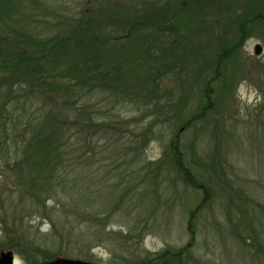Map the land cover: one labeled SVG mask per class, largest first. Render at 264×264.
Returning a JSON list of instances; mask_svg holds the SVG:
<instances>
[{
    "label": "rangeland",
    "instance_id": "374dc122",
    "mask_svg": "<svg viewBox=\"0 0 264 264\" xmlns=\"http://www.w3.org/2000/svg\"><path fill=\"white\" fill-rule=\"evenodd\" d=\"M9 2L14 19L23 16L31 35L46 39L89 0ZM161 3L171 8L182 36L170 54V75L156 82L155 62L150 59L151 66L140 55L144 44L136 42L132 54L139 63L132 70L154 92L148 109L105 91L89 95L93 119L107 130L98 139L102 152L91 153L85 169L74 166L72 179L84 180L85 186L72 194L60 187L52 193L49 187L18 189L0 181V220L5 222H0V253L11 251L15 264H30L17 255L18 247L37 257L93 264H154L163 253L180 251L184 264L261 261L232 237L230 222L238 219L241 196L251 206L242 207L249 211L246 221L256 208L255 220L264 227V0ZM226 44L234 47L220 68V48ZM56 81L50 97L66 100L68 80H50ZM148 96L142 100L150 102ZM173 144L208 196L183 180ZM229 177L243 195L235 187L231 194L224 190Z\"/></svg>",
    "mask_w": 264,
    "mask_h": 264
},
{
    "label": "trees",
    "instance_id": "16d2710c",
    "mask_svg": "<svg viewBox=\"0 0 264 264\" xmlns=\"http://www.w3.org/2000/svg\"><path fill=\"white\" fill-rule=\"evenodd\" d=\"M120 2L109 4L113 2L102 0L90 4L89 0L65 27L54 31L50 38L36 39L27 21L21 20L23 16L14 19L9 0H0V181L12 182L18 189L25 184L49 187L52 193L60 187L72 194L79 185L85 186L84 180L72 179L74 166L81 164L85 169L89 155L102 152L98 139L107 130L105 123L93 119L89 95L105 91L122 103L145 109L153 103V89H146L139 71L132 70L139 63V56L135 58L132 51L136 42L143 43L140 55L155 62L151 75L157 76L156 82L166 80L170 57L174 56L170 54L178 50L182 36L171 8L163 1ZM233 47L226 44L220 48V68ZM149 64L152 66L151 61ZM52 78L68 80L62 94L66 100L54 101L50 97L54 96L51 90L59 86L57 81L50 82ZM147 94L150 102L142 100ZM154 103L157 105V101ZM199 115L201 118L203 114ZM172 146L174 164L183 180L203 189L208 196L207 187L196 180L177 145ZM225 184L224 190L231 194L235 186L230 177ZM235 189L239 196L245 193ZM238 199L244 203L242 207H251L247 199ZM242 207H238V219L230 222V233L249 247L252 257L261 259L258 264H264V227L255 220L256 208H252V218L246 221L249 211ZM0 222L5 225L3 220ZM27 251L18 247L16 253L30 264L62 257H37ZM170 253H163L153 263L184 264L182 251Z\"/></svg>",
    "mask_w": 264,
    "mask_h": 264
},
{
    "label": "water",
    "instance_id": "95a60500",
    "mask_svg": "<svg viewBox=\"0 0 264 264\" xmlns=\"http://www.w3.org/2000/svg\"><path fill=\"white\" fill-rule=\"evenodd\" d=\"M261 47L256 46L255 54L260 55ZM0 264H15V256L11 251L1 252L0 253ZM39 264H93L91 262L76 260V259H67V258H57L55 260L39 263Z\"/></svg>",
    "mask_w": 264,
    "mask_h": 264
}]
</instances>
